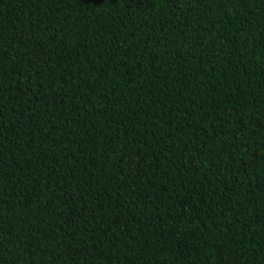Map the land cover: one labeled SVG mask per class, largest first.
Here are the masks:
<instances>
[{"label":"trees","instance_id":"obj_1","mask_svg":"<svg viewBox=\"0 0 264 264\" xmlns=\"http://www.w3.org/2000/svg\"><path fill=\"white\" fill-rule=\"evenodd\" d=\"M0 264H264V0H0Z\"/></svg>","mask_w":264,"mask_h":264}]
</instances>
